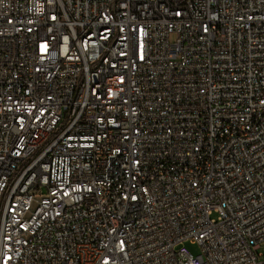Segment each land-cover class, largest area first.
Returning <instances> with one entry per match:
<instances>
[{"label": "built area", "instance_id": "1", "mask_svg": "<svg viewBox=\"0 0 264 264\" xmlns=\"http://www.w3.org/2000/svg\"><path fill=\"white\" fill-rule=\"evenodd\" d=\"M0 264H264V0H0Z\"/></svg>", "mask_w": 264, "mask_h": 264}, {"label": "rangeland", "instance_id": "2", "mask_svg": "<svg viewBox=\"0 0 264 264\" xmlns=\"http://www.w3.org/2000/svg\"><path fill=\"white\" fill-rule=\"evenodd\" d=\"M185 245L187 246V248L189 249V251L195 255L201 254L202 250L201 247L198 243H192L190 241H187L185 243Z\"/></svg>", "mask_w": 264, "mask_h": 264}]
</instances>
